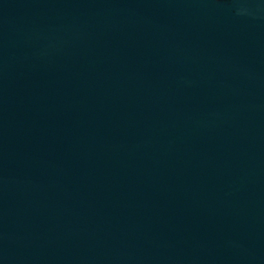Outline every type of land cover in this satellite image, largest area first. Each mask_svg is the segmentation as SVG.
<instances>
[{
  "label": "water",
  "instance_id": "95a60500",
  "mask_svg": "<svg viewBox=\"0 0 264 264\" xmlns=\"http://www.w3.org/2000/svg\"><path fill=\"white\" fill-rule=\"evenodd\" d=\"M0 264H264V0H0Z\"/></svg>",
  "mask_w": 264,
  "mask_h": 264
}]
</instances>
